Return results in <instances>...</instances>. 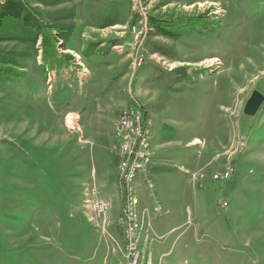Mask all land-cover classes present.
<instances>
[{
	"label": "rangeland",
	"instance_id": "374dc122",
	"mask_svg": "<svg viewBox=\"0 0 264 264\" xmlns=\"http://www.w3.org/2000/svg\"><path fill=\"white\" fill-rule=\"evenodd\" d=\"M13 1L72 59L48 72L38 39L21 85L0 91V264H132L111 151L112 118L131 97L152 121L162 206V238L139 264H264V0ZM139 18L149 27L136 67ZM26 49L0 40V51ZM253 91L263 100L250 116Z\"/></svg>",
	"mask_w": 264,
	"mask_h": 264
},
{
	"label": "built area",
	"instance_id": "2783aa9c",
	"mask_svg": "<svg viewBox=\"0 0 264 264\" xmlns=\"http://www.w3.org/2000/svg\"><path fill=\"white\" fill-rule=\"evenodd\" d=\"M148 24L142 18L130 28L133 37V64L140 67L145 60L143 40L147 34ZM152 121L147 115L143 104L131 97L128 105L122 107L112 124V149L116 156L117 184L121 197V225L124 248L132 264H139L144 251L150 245L160 240L152 226L153 217L162 214V206L155 193V182L152 178L153 149L151 147ZM231 168L214 172L213 180H227ZM201 184L205 179L203 174L194 176ZM200 184V185H201ZM146 190L151 205L140 207L139 193ZM221 207L227 206V201H219ZM104 203H95L94 208L100 214L107 210ZM187 213L189 209L187 208ZM105 215V214H104ZM105 216L103 221L105 222ZM144 259V258H143Z\"/></svg>",
	"mask_w": 264,
	"mask_h": 264
},
{
	"label": "trees",
	"instance_id": "16d2710c",
	"mask_svg": "<svg viewBox=\"0 0 264 264\" xmlns=\"http://www.w3.org/2000/svg\"><path fill=\"white\" fill-rule=\"evenodd\" d=\"M163 25V24H162ZM162 34L168 33L160 24L155 25ZM57 33L39 19L30 9L13 0H6L0 9V40H17L29 43L32 50L0 51V91L19 87L25 78L24 63L36 58L33 49L40 39V63L48 72L57 75L71 64L72 56L59 51ZM171 34V33H169ZM94 46V45H93ZM69 90V89H67Z\"/></svg>",
	"mask_w": 264,
	"mask_h": 264
},
{
	"label": "water",
	"instance_id": "95a60500",
	"mask_svg": "<svg viewBox=\"0 0 264 264\" xmlns=\"http://www.w3.org/2000/svg\"><path fill=\"white\" fill-rule=\"evenodd\" d=\"M262 100L263 96L257 91H253L250 97L246 100L243 112L246 115L253 116L257 112Z\"/></svg>",
	"mask_w": 264,
	"mask_h": 264
},
{
	"label": "crops",
	"instance_id": "0c3cea01",
	"mask_svg": "<svg viewBox=\"0 0 264 264\" xmlns=\"http://www.w3.org/2000/svg\"><path fill=\"white\" fill-rule=\"evenodd\" d=\"M101 44H99V46H100ZM129 104V103H128ZM77 114L79 113V112H76ZM114 121H115V115L113 116V118H112V122H111V125L114 123ZM111 142H112V139H111ZM111 151H112V153H113V155H114V157H115V163H116V156H115V153H114V151H113V149H111ZM107 203V202H106ZM141 203L142 204H148V202H146L144 199L141 201Z\"/></svg>",
	"mask_w": 264,
	"mask_h": 264
},
{
	"label": "bare ground",
	"instance_id": "6f19581e",
	"mask_svg": "<svg viewBox=\"0 0 264 264\" xmlns=\"http://www.w3.org/2000/svg\"><path fill=\"white\" fill-rule=\"evenodd\" d=\"M216 61H217V59L212 57V58H208V59L203 60L201 63H203V62H216ZM196 142H197V140L194 141V143H196Z\"/></svg>",
	"mask_w": 264,
	"mask_h": 264
}]
</instances>
